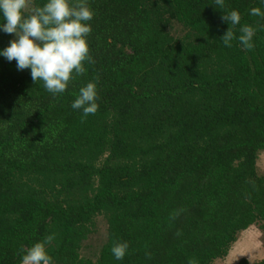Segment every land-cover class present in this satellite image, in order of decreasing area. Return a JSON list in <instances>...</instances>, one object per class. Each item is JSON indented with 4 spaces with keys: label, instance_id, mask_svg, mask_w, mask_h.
<instances>
[{
    "label": "trees",
    "instance_id": "16d2710c",
    "mask_svg": "<svg viewBox=\"0 0 264 264\" xmlns=\"http://www.w3.org/2000/svg\"><path fill=\"white\" fill-rule=\"evenodd\" d=\"M88 3L90 60L64 93L0 57V264L49 235L53 264H213L242 231H264V19L249 15L264 4ZM230 10L240 25L222 19ZM246 24L252 50L225 47ZM13 38L0 32V48ZM89 81L99 108L82 121L71 104ZM98 217L106 239L92 261L80 249Z\"/></svg>",
    "mask_w": 264,
    "mask_h": 264
},
{
    "label": "clouds",
    "instance_id": "9594fccd",
    "mask_svg": "<svg viewBox=\"0 0 264 264\" xmlns=\"http://www.w3.org/2000/svg\"><path fill=\"white\" fill-rule=\"evenodd\" d=\"M214 3L220 8L224 6V0ZM260 3L264 4V0ZM249 15L264 19V10L255 7ZM93 17L88 0H46L39 7L33 6V0H0V32L14 36L6 47L0 48V57L15 61L18 71L30 70L33 83L42 82L52 95L62 94L74 75L86 72L84 62L90 60L87 37L92 32L89 22ZM222 19L237 26L241 16L237 10H230ZM256 32L257 28L246 24L239 28V35L228 28L220 39L228 48L236 39L243 50L250 51ZM98 99L97 84L89 81L79 89L71 108L82 113L83 121L96 114ZM54 239V235H49L43 242L22 249L21 264H53L46 246ZM128 249L129 244L121 241L113 245L111 252L117 261H123Z\"/></svg>",
    "mask_w": 264,
    "mask_h": 264
},
{
    "label": "rangeland",
    "instance_id": "374dc122",
    "mask_svg": "<svg viewBox=\"0 0 264 264\" xmlns=\"http://www.w3.org/2000/svg\"><path fill=\"white\" fill-rule=\"evenodd\" d=\"M173 33L179 34V27L176 25ZM258 172L264 173V152L259 154L257 160ZM106 223L102 217L96 219V226L92 234L82 243L80 255L84 258L95 261L99 251L106 239ZM242 258L249 262H256L264 258V231L259 225H252L242 231L229 249L228 254L213 262V264H236Z\"/></svg>",
    "mask_w": 264,
    "mask_h": 264
}]
</instances>
